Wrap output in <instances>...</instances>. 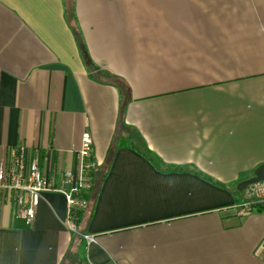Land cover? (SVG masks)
I'll list each match as a JSON object with an SVG mask.
<instances>
[{
    "label": "crops",
    "instance_id": "crops-1",
    "mask_svg": "<svg viewBox=\"0 0 264 264\" xmlns=\"http://www.w3.org/2000/svg\"><path fill=\"white\" fill-rule=\"evenodd\" d=\"M102 75L127 86L124 123ZM86 131L101 168L77 227L96 241L63 194L25 226L0 191V264H264V212L235 207L264 179V0H0V161L24 147L61 178ZM137 132L183 170L129 146L108 164Z\"/></svg>",
    "mask_w": 264,
    "mask_h": 264
},
{
    "label": "built area",
    "instance_id": "built-area-1",
    "mask_svg": "<svg viewBox=\"0 0 264 264\" xmlns=\"http://www.w3.org/2000/svg\"><path fill=\"white\" fill-rule=\"evenodd\" d=\"M93 147L91 133L84 132L77 148V171L66 170L61 178L57 170L50 176L41 170L36 160L28 162L24 147L10 149L8 159L0 161V191L11 193L15 218L28 226L33 224L43 194L61 193L69 208V229L84 237L88 244L96 241L94 234L80 232L74 215L76 211L84 210L88 206V201L81 194L92 188V172L99 166L93 155ZM257 205L264 207V179L251 183L245 190L243 201L235 207L242 216ZM256 253L264 261V238Z\"/></svg>",
    "mask_w": 264,
    "mask_h": 264
},
{
    "label": "trees",
    "instance_id": "trees-1",
    "mask_svg": "<svg viewBox=\"0 0 264 264\" xmlns=\"http://www.w3.org/2000/svg\"><path fill=\"white\" fill-rule=\"evenodd\" d=\"M76 39L78 40V43L82 49V54L84 56V58L86 59V63L90 66L93 67V64H91L89 62V59L87 58V53H86V49L84 47V43L83 40L81 38V35L79 33V31L77 30V27L73 28ZM101 78V76H100ZM102 81L106 82V83H111L115 86H117V88L119 89L120 95H121V111H120V119L119 121L124 123V109H125V103H126V97H127V86L125 85V83L118 79V78H114V77H109L106 75H102ZM122 146H129L135 150H137L138 152H140L142 155H144L148 160H150L155 166L161 168V169H166V170H183V166H176V165H172V164H166L164 163L153 151H151L148 146L146 145V143L144 142V140L142 139V137L140 136V134L137 132L134 135L128 136L126 138H119V139H115L112 147L110 148L109 151V157H108V164L110 163V161L112 160V158L114 157V154L116 152V150ZM100 165L92 172V179H93V185L92 188L87 191V192H83L81 194V196H83V198H85L88 201V206L87 208H85L84 210H78L75 212V221L76 223H78V220L81 218V215L89 209L91 201L93 199V195L94 193H96V187H97V172L100 169ZM259 211V212H264V207L263 206H253L250 211ZM24 223V222H23ZM24 225L26 226V224L24 223Z\"/></svg>",
    "mask_w": 264,
    "mask_h": 264
}]
</instances>
